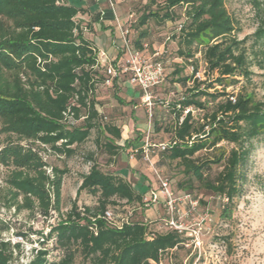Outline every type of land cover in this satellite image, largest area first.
<instances>
[{
	"label": "trees",
	"instance_id": "obj_1",
	"mask_svg": "<svg viewBox=\"0 0 264 264\" xmlns=\"http://www.w3.org/2000/svg\"><path fill=\"white\" fill-rule=\"evenodd\" d=\"M150 4L165 11L148 10L141 25L151 18L174 20L173 9L188 6L187 18L178 34L177 54L188 60L195 56V45L204 47L207 69L217 74L214 81L218 85H232L237 75L250 74L245 42L253 38L264 44V15L254 33L238 39L232 35L235 22L225 0H163V4L150 0ZM87 12L70 0H0L1 131L19 139L9 140L0 150V161L13 168L8 178L9 207L38 210L45 216L51 209L60 211L62 171L53 168L56 176L50 180L46 162L26 148L22 140L71 155L73 146L87 140L98 126L100 135L107 139L105 148L109 154L117 155L125 146L119 143L121 127L108 121L95 97L98 88L109 89L116 81L104 85L98 49L86 36L93 32L91 21L83 18ZM91 17L98 21L101 12L92 13ZM136 44L140 47V40ZM158 59L163 62L162 55ZM193 77L194 74L184 76L178 81L187 84ZM194 82L189 93L173 104L177 118L173 139L165 150L159 151L180 161L188 181L197 178L207 189L226 198L221 216L229 218L240 192L249 144L264 137V101L247 94L234 96L225 88L209 92L201 88L203 81L195 78ZM189 107L205 112L202 118L206 122L196 120L192 110L183 115ZM99 118L102 125L97 122ZM222 141L235 146L228 155L213 160L222 169L214 177L208 176L204 169L208 172L212 161L196 163L195 154ZM48 183L54 187V199L50 198ZM81 190L97 194L98 206L80 208L74 203L45 236L40 232L41 246L33 249L27 264H74L77 251L91 264H162L165 254L184 245L183 234L176 230L151 235L143 221L129 220L118 227L106 220L108 205L119 200L144 204L146 190L135 187L123 176L107 172L94 162L82 177ZM51 238L60 247L59 258L48 257L50 250L45 244ZM20 248V243L0 237V264H12Z\"/></svg>",
	"mask_w": 264,
	"mask_h": 264
},
{
	"label": "rangeland",
	"instance_id": "obj_2",
	"mask_svg": "<svg viewBox=\"0 0 264 264\" xmlns=\"http://www.w3.org/2000/svg\"><path fill=\"white\" fill-rule=\"evenodd\" d=\"M158 1L159 4H163V0ZM95 2L99 3L106 18L111 19L115 27L114 37L119 45L122 43L120 29L121 31L129 29L128 36L134 47L143 50L149 57L156 51L162 55L165 76L154 91L155 107L150 120L149 142L153 144L171 142L173 129L177 123L176 113L172 110L173 104L189 93V88L195 84V78L203 81L201 88H206L209 92H214L216 88L220 90L225 88L226 92L234 96L241 93L264 101V68L261 67L264 65L263 43L254 42L253 38L247 39L245 47L250 74L237 75V81L225 87L214 81L216 73L208 71L202 54L204 47L195 45V56L188 60L177 54L178 34L181 24L187 18V5L173 9L174 20L159 21L151 18L146 24L141 25L140 20L148 10L155 11L159 8L162 13L165 10L156 4H150V0H95ZM225 7L235 22L232 35L238 39H244L254 33L260 24V17L264 15V0H225ZM85 9L88 10V7ZM86 18L85 22H90V18L88 16ZM89 37L100 49L107 50L106 34L102 32L97 34L93 31ZM136 40H140V47L137 46ZM119 54L121 55L122 51ZM108 56L112 63L117 60L111 53H108ZM195 67L198 68L197 72L194 71ZM192 74L194 77L187 84L178 81ZM211 84L214 85L210 87ZM95 97L101 112L108 116V121L118 124L122 129V139L119 143L125 146L117 155L107 152L105 148L107 139L100 135L98 126L92 129L87 140L73 146L74 153L71 155L58 154L51 148L31 140L21 142L26 148L38 153L46 162L45 169L50 180L56 176L53 168L62 171L60 211L51 209L50 214L45 216L38 210L33 212L28 208L9 207L7 199L11 194L8 178L13 168L0 161V237L21 244L18 258L12 264L29 262L33 256V249L41 246L39 241L43 235L40 232H44L45 236L51 226L56 225L60 218L70 211L74 203L80 208L98 206L97 194L88 190L79 191L83 175L89 172L94 162L107 172L123 176L140 190H146L144 198H149L151 191L159 194L161 189L154 169L169 179L171 190L178 198L177 209L180 213H177L176 217L185 228L184 245L177 251L165 254L162 264H264V137L254 139L249 144L250 152L242 168L240 192L235 198L232 216L223 218L221 212L227 199L207 189L197 178L188 181L180 161L168 158L158 149L150 152L151 162L144 159L141 150L136 153L134 159H131L129 151L133 148L141 149L146 140L144 131L149 125L148 114L140 93L136 95L126 80H120L109 89L98 88ZM188 110H192L196 120L206 122L202 118L205 112L189 107L183 115ZM97 122L103 124L100 118ZM9 140L19 141L15 135L2 132L0 123V150ZM234 146L233 143L222 141L216 146L202 149L195 154L196 163L211 160V169L208 172L204 169V174L214 177L222 166L213 160L228 155ZM47 187L50 198L54 199V187L49 183ZM159 196L157 202L148 201L150 205L119 200L116 204L108 205V209L117 220L128 218L131 221L147 223L151 235L166 232L170 230L166 223L170 213L164 197L161 193ZM191 200L196 202L195 207H192ZM45 246L50 250L49 258H59L62 252L56 245L55 238H51ZM74 264L91 263L77 251Z\"/></svg>",
	"mask_w": 264,
	"mask_h": 264
},
{
	"label": "built area",
	"instance_id": "obj_3",
	"mask_svg": "<svg viewBox=\"0 0 264 264\" xmlns=\"http://www.w3.org/2000/svg\"><path fill=\"white\" fill-rule=\"evenodd\" d=\"M113 6V3H111ZM129 29L121 31V36L123 40L122 52L123 57L117 59L115 62H110L108 53L105 51L98 50V60L101 66L104 67V85L110 86L114 81L126 80L132 85L139 88L141 94V100L146 107V111L149 118V125L144 131L146 134V140L143 143L141 149L133 148L129 152L131 153V159L135 158L136 153L142 150L143 157L145 160L151 162L150 152L155 149L165 150L168 144L158 143L153 144L149 142L150 135V120L153 115V109L155 107L154 101V91L164 80L165 67L164 63L158 58L161 53L156 51L152 56H147L143 50H139L134 47L129 39ZM48 147L46 145H43ZM153 166V164H152ZM158 180L160 182L161 189L159 194L151 191L149 198H144V204L150 205L148 201L157 202L160 199V193L164 197L166 206L169 208V218L166 221L167 225L171 230H176L177 232L184 233V224L176 217L177 213H180L177 209L178 198L174 195L171 190L169 179L161 176L159 172L154 169ZM189 197V196H187ZM147 202V204H146ZM192 207H195L196 202L191 200ZM104 217L111 224L121 227L124 222L129 221V219L117 220L112 211L107 209L104 213ZM22 239V238H21ZM27 264V262H24Z\"/></svg>",
	"mask_w": 264,
	"mask_h": 264
},
{
	"label": "crops",
	"instance_id": "obj_4",
	"mask_svg": "<svg viewBox=\"0 0 264 264\" xmlns=\"http://www.w3.org/2000/svg\"><path fill=\"white\" fill-rule=\"evenodd\" d=\"M70 1L77 4V5H81L85 8L88 7V12L83 15V18L87 19L86 16H88L90 18L94 33L96 32L98 34V33L102 32L103 34H106L108 36V48L105 51H107L108 53H111L112 55H114V57H117V59L122 58L123 52L121 54L122 56L119 53L122 51L123 40H122V43L120 45L117 43V39L114 37L115 36L114 35L115 34V31H114L115 27L112 25L111 19L106 18V16L104 15V12L102 11V8L99 5V3L95 2V0H94V2L91 1L89 3L87 0H70ZM97 12H101V17L98 21L94 22L91 20V15H92V13H97ZM120 32H121V29H120ZM89 34H93V32L87 33L86 36L89 37ZM90 39L92 40V38H90ZM96 47L98 50L104 51L103 49H100L98 45H96ZM129 86L131 87L133 92H135L136 95L140 93L139 88L137 86L132 85L130 83H129Z\"/></svg>",
	"mask_w": 264,
	"mask_h": 264
}]
</instances>
